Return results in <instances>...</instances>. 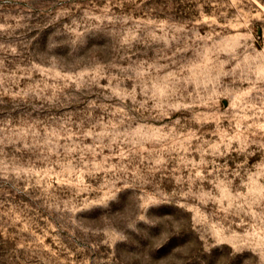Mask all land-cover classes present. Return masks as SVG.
<instances>
[{
  "label": "rangeland",
  "instance_id": "rangeland-1",
  "mask_svg": "<svg viewBox=\"0 0 264 264\" xmlns=\"http://www.w3.org/2000/svg\"><path fill=\"white\" fill-rule=\"evenodd\" d=\"M0 264H264V0H0Z\"/></svg>",
  "mask_w": 264,
  "mask_h": 264
}]
</instances>
